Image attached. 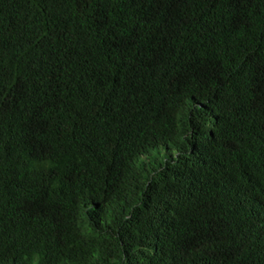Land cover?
<instances>
[{"label": "trees", "instance_id": "16d2710c", "mask_svg": "<svg viewBox=\"0 0 264 264\" xmlns=\"http://www.w3.org/2000/svg\"><path fill=\"white\" fill-rule=\"evenodd\" d=\"M0 264H264V0H0Z\"/></svg>", "mask_w": 264, "mask_h": 264}]
</instances>
